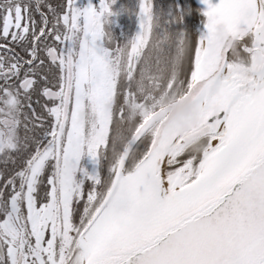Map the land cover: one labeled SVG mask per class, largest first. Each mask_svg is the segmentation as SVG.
Wrapping results in <instances>:
<instances>
[{
  "label": "snow or ice",
  "instance_id": "1",
  "mask_svg": "<svg viewBox=\"0 0 264 264\" xmlns=\"http://www.w3.org/2000/svg\"><path fill=\"white\" fill-rule=\"evenodd\" d=\"M204 2L192 36L141 0L121 44L114 0H0V264H264V0ZM157 86L199 106L193 140L142 117L110 153Z\"/></svg>",
  "mask_w": 264,
  "mask_h": 264
},
{
  "label": "flooded vegetation",
  "instance_id": "2",
  "mask_svg": "<svg viewBox=\"0 0 264 264\" xmlns=\"http://www.w3.org/2000/svg\"><path fill=\"white\" fill-rule=\"evenodd\" d=\"M140 1L114 0V3L110 4L112 11L107 18L105 29L112 34L117 42L123 44L130 41L136 24ZM87 3L88 0H78L80 6H84ZM159 7L160 9L163 7V0H154V12L156 14ZM142 112L143 110L138 105H130L122 115L118 114L113 117L107 129V146L110 153L113 150L117 153L125 150L128 141L133 136L137 123L143 117ZM152 130L154 131L153 127ZM80 167L88 172L97 170L101 175L106 176L108 174V161L105 159L97 164L87 153L82 155ZM82 175L83 172H77L78 178Z\"/></svg>",
  "mask_w": 264,
  "mask_h": 264
},
{
  "label": "water",
  "instance_id": "3",
  "mask_svg": "<svg viewBox=\"0 0 264 264\" xmlns=\"http://www.w3.org/2000/svg\"><path fill=\"white\" fill-rule=\"evenodd\" d=\"M195 3V0H193ZM141 2V1H140ZM196 5V3H195ZM197 6V5H196ZM198 7V6H197ZM199 9V7H198ZM200 10V9H199ZM200 13L207 18L200 10ZM141 31L140 26V4H139V10L136 17V24L134 27V30L132 32L131 39L137 35L138 32ZM130 39V41H131ZM187 104H191L192 108L195 105V102L193 99L187 94L184 93L182 96H180L176 101H173L166 106L160 108L155 113L151 114L148 118L144 120L146 125H154L156 123H159L158 126L155 129L156 134H176L178 137L181 134L182 126L184 124V121L189 114V112L184 111V106ZM133 139V137H132ZM132 139L127 144L126 148L131 147ZM125 148V149H126Z\"/></svg>",
  "mask_w": 264,
  "mask_h": 264
},
{
  "label": "trees",
  "instance_id": "4",
  "mask_svg": "<svg viewBox=\"0 0 264 264\" xmlns=\"http://www.w3.org/2000/svg\"><path fill=\"white\" fill-rule=\"evenodd\" d=\"M164 7L163 21L161 20L162 24L167 20H174L176 13L182 12V20L180 22H173L169 24V27L173 30H182L192 36L199 35L198 28L203 27L205 17L200 13V10L195 5L193 0H166ZM173 92L176 91H163L158 86L153 88V94L156 97L159 95L158 97L160 98V101H165V103L169 100L170 95ZM152 106L154 108H158L157 99Z\"/></svg>",
  "mask_w": 264,
  "mask_h": 264
},
{
  "label": "bare ground",
  "instance_id": "5",
  "mask_svg": "<svg viewBox=\"0 0 264 264\" xmlns=\"http://www.w3.org/2000/svg\"><path fill=\"white\" fill-rule=\"evenodd\" d=\"M211 3L217 2V0H210ZM196 5L199 7L201 12L206 16V10L208 4L204 2V0H195ZM204 117L199 106L195 103L192 110L187 115L184 124L182 126L181 134L188 132V131H196L200 127H202L204 123ZM180 134V135H181Z\"/></svg>",
  "mask_w": 264,
  "mask_h": 264
},
{
  "label": "rangeland",
  "instance_id": "6",
  "mask_svg": "<svg viewBox=\"0 0 264 264\" xmlns=\"http://www.w3.org/2000/svg\"><path fill=\"white\" fill-rule=\"evenodd\" d=\"M163 2H165L166 3V1H164L163 0ZM163 9H165V7H162L161 9H160V7H159V9L157 10V16L159 17V19H160V21L163 19V16H164V11H163ZM163 21V20H162ZM162 21H161V23H162ZM206 22V21H205ZM205 22H204V24H205ZM169 26V25H168ZM204 28H205V26L203 25V27H199L198 28V30H199V34L204 30ZM158 95V94H157ZM159 96V95H158ZM157 96V102H158V107H162L163 105H165V104H167V103H169V102H172V101H176L180 96H182V93L181 92H173L171 95H170V98H169V100L165 103V101H160V98ZM156 110V108H154L153 106H151L150 107V109L146 112V114L144 113V111L142 112V116H143V119L145 120L146 118H148L149 116H150V114L153 112V111H155ZM155 125L156 124H154V125H152L151 126V128L153 127H155ZM201 128V127H200ZM199 128V129H200ZM198 129V130H199ZM198 130H196V131H188V132H185V133H183V134H181L180 136H179V138H180V140L182 141V142H184V143H188V142H190V141H192V139L194 138V136H195V134H196V132L198 131ZM132 138V137H131ZM131 140V139H130Z\"/></svg>",
  "mask_w": 264,
  "mask_h": 264
},
{
  "label": "clouds",
  "instance_id": "7",
  "mask_svg": "<svg viewBox=\"0 0 264 264\" xmlns=\"http://www.w3.org/2000/svg\"><path fill=\"white\" fill-rule=\"evenodd\" d=\"M192 110V105L191 104H187L184 106V111L185 112H190Z\"/></svg>",
  "mask_w": 264,
  "mask_h": 264
}]
</instances>
